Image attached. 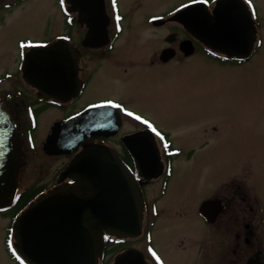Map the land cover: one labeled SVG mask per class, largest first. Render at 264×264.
I'll return each instance as SVG.
<instances>
[{
	"label": "rangeland",
	"instance_id": "374dc122",
	"mask_svg": "<svg viewBox=\"0 0 264 264\" xmlns=\"http://www.w3.org/2000/svg\"><path fill=\"white\" fill-rule=\"evenodd\" d=\"M192 1L196 0H119L120 10L127 16L122 22L123 47L117 44L116 50L128 47L131 53L136 52L133 58L141 54L148 61L155 40L146 17L164 16L177 5ZM250 1L256 12L253 17L259 24L260 45L249 60L239 65L223 63L198 53L181 62L157 66L141 62L122 76L115 75L112 62L104 63L84 96L119 100L140 115L136 117L140 123L154 126L177 149V156L171 158L174 167L170 186L160 202L163 215L157 219L150 238L134 243L142 249L149 243L166 264L196 263L197 244L208 234L207 225L197 213L198 206L216 195L226 181L227 192L235 183H248L264 204V0ZM58 4V0H29L2 13L0 75L4 68L15 65L17 57L21 58L25 43L50 41L55 34L62 33ZM171 27L180 28L168 23L159 31L164 36ZM130 57L137 64L131 54ZM91 62L88 59L84 65L90 68ZM17 82L20 88L24 87L20 75ZM10 84L6 81L1 87ZM53 116L39 118L37 141L45 132L46 120L51 121ZM126 126L135 128L130 120ZM40 153L30 160L26 171L29 176H24L21 189L39 177L36 164L52 165L54 160L43 158ZM149 192L152 197L156 195ZM176 204H182L180 212L186 207L182 219L172 214ZM11 213H0V264H16L7 249ZM191 235L185 249H180L181 239Z\"/></svg>",
	"mask_w": 264,
	"mask_h": 264
},
{
	"label": "water",
	"instance_id": "95a60500",
	"mask_svg": "<svg viewBox=\"0 0 264 264\" xmlns=\"http://www.w3.org/2000/svg\"><path fill=\"white\" fill-rule=\"evenodd\" d=\"M66 2L68 11L76 12L80 23L87 26L83 44L105 45L109 19L104 0ZM168 20L178 21L204 45L230 57H249L256 41L255 22L243 0H216L211 12L203 2H194ZM163 22L157 20L155 24ZM184 51L189 55L193 49L187 46ZM170 54V50L163 51L162 59L167 60ZM77 58L78 51L62 39L33 47L24 56L23 78L41 96L66 100L77 91ZM113 113L114 131L105 126L107 116L100 108L54 124L44 150L48 154H69L80 145L85 146L88 137L115 133L120 120ZM124 142L142 176L157 177L162 172L152 136L138 133ZM23 155L20 134L0 107V211L15 201ZM62 177H70L74 183L60 184L41 194L13 223L14 246L29 264H98L104 255L105 235L117 238L140 235L143 196L115 150L88 146L72 159ZM210 204L204 203L201 209ZM114 264H146V261L139 251L128 249L115 257Z\"/></svg>",
	"mask_w": 264,
	"mask_h": 264
},
{
	"label": "flooded vegetation",
	"instance_id": "af4514ba",
	"mask_svg": "<svg viewBox=\"0 0 264 264\" xmlns=\"http://www.w3.org/2000/svg\"><path fill=\"white\" fill-rule=\"evenodd\" d=\"M27 1L29 0H0V16H2V13L10 12L14 7H17L21 3L24 4ZM58 1V10L61 12L62 0ZM106 9L110 19L108 27L109 41L107 45L101 47L83 46L82 42L86 34L85 26L76 24L77 28H74H76L75 31L77 30V32L75 34V32L73 33L74 28L70 25L69 28H71L68 30L67 16L62 15V33H60L59 37L67 39L79 51V89L75 96L63 102H57L39 97L36 90L24 82V87L20 88L17 82L20 58L17 57V61L14 63L15 65L4 68V71L0 75V103L2 104V108L9 113L22 137L25 151V164L20 173L21 183L24 176L27 175L26 171L30 166V160L39 157L40 152V156L43 158L54 160L52 161V165L39 163L34 167H37L36 169L39 170V177L29 187L36 185V188L41 190V192L56 186L62 171L72 157L84 149V147L80 146L76 152H72L69 155L46 154L43 151L42 145L54 122L69 120L90 107L104 106L107 107V112L103 113L107 116L105 122L113 125V120L111 119L114 117L113 108H116L121 119V126L118 132L108 136L89 137L86 139L85 145L98 144L115 149L124 163L136 176H138V173L135 167V161L126 150L123 144V138L136 132L151 131L154 135L155 146L160 150L166 168L164 173L157 179H146L138 176L145 199L143 228V233H145L146 229L152 230L157 223V219L160 215H163L160 202L167 195L174 167L172 163L173 167L171 172L167 173L168 159L164 157L163 153V150L166 148L164 141L170 144L169 148H173L174 146L154 126L149 123H140L136 118L140 117V115L127 108L119 100L104 96L95 99H85L84 96L91 81L97 76L104 63L112 62L114 64L113 69L115 70V75L122 76L129 74V70L136 68L141 62L143 64H149L150 66H157L173 61L181 62L198 53H202L204 56H210L211 52L177 23L173 24L180 28L171 27L163 36L159 29L169 22L157 27L153 24V20L157 17L149 14L146 17V23L151 27L149 29L150 33L154 34L155 46L153 47V52L150 54L151 57L148 61H146V56H141V54H135V58H133V53L136 52L131 53L128 47L116 50L117 44L123 47L121 45L124 42L121 38V34L123 33L122 22L124 17L127 16L121 12L119 0H106ZM170 35H173L174 38L167 40ZM188 45L194 50L190 55H186L181 50ZM166 48L173 49L174 54L169 60L163 61L161 60V54ZM119 50L121 52L116 53ZM130 54L133 60L137 61V64L134 61L131 62ZM88 59L92 60L90 68L84 65ZM6 81H11V84L8 87H1ZM109 106L113 108H108ZM43 115H48L49 118L53 115L55 117L53 116L51 121L46 120L44 124L45 132L37 141L35 134L39 127L38 120ZM127 119L133 123L135 128L127 129ZM47 121L49 122L48 124ZM59 160L61 162L55 164ZM33 176H36V174H33ZM70 181V179L66 178L64 182ZM226 183L227 181L221 186L216 195L208 198V200H213L214 203L204 211V216L200 214V205L198 206L197 213L207 225L208 234L206 238L197 244V261L195 264H264V204L261 198L250 189L248 183H235L231 185L229 192L225 189L228 185ZM149 190L154 191L156 195L154 197L150 196ZM205 200L201 201V203ZM180 205L182 204H176L174 206L175 208L172 210V214L176 216L175 218L182 219V217H185L182 212L186 210V207H183L184 210L180 212ZM190 238H193L192 235L183 237L180 241L179 248L184 250L186 242L190 241ZM162 260L163 264H166L163 258ZM207 261L209 262L207 263Z\"/></svg>",
	"mask_w": 264,
	"mask_h": 264
},
{
	"label": "trees",
	"instance_id": "16d2710c",
	"mask_svg": "<svg viewBox=\"0 0 264 264\" xmlns=\"http://www.w3.org/2000/svg\"><path fill=\"white\" fill-rule=\"evenodd\" d=\"M38 193V190L35 188L28 189L27 191L21 193L18 198L16 199V202L14 205L9 209L12 213V216H16L32 199L36 196ZM107 245H106V254H110L112 252H116L119 247L121 246H114L112 244V239L107 238Z\"/></svg>",
	"mask_w": 264,
	"mask_h": 264
}]
</instances>
